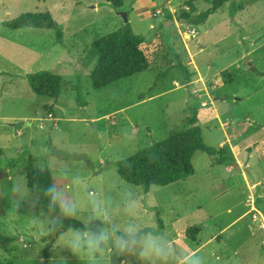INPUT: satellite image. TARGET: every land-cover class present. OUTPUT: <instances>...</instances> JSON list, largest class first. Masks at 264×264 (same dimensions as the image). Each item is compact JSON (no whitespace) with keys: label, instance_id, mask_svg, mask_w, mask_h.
I'll use <instances>...</instances> for the list:
<instances>
[{"label":"rangeland","instance_id":"1","mask_svg":"<svg viewBox=\"0 0 264 264\" xmlns=\"http://www.w3.org/2000/svg\"><path fill=\"white\" fill-rule=\"evenodd\" d=\"M190 4L196 13L209 8L206 0H122L118 9L107 0H0V172L43 165L58 187L96 191L113 201L129 187L146 225L171 230L178 252L200 249L206 264H261L264 231L247 210L255 195L264 212V0H238L235 18L228 1L197 25L177 20ZM38 11L51 13L62 42L56 29L2 26ZM119 12L146 39L150 67L95 89L90 45L125 25ZM178 61L194 72L191 84L184 83ZM39 70L62 76L57 98L31 90L26 74ZM190 107L201 109L204 142L224 148L226 156L232 146L240 169L196 151L194 173L185 179L146 191L120 178L114 162L152 145V138L162 141L186 128ZM18 121L25 123L15 130L10 124ZM58 134L77 144L78 154L42 153ZM10 208L11 201L0 197V234L12 238L0 237V260L22 264L27 253L12 254L8 230L28 229V215L44 209L31 200L21 201L15 214ZM50 254L45 245L39 257L47 262Z\"/></svg>","mask_w":264,"mask_h":264},{"label":"clouds","instance_id":"2","mask_svg":"<svg viewBox=\"0 0 264 264\" xmlns=\"http://www.w3.org/2000/svg\"><path fill=\"white\" fill-rule=\"evenodd\" d=\"M41 151L78 154L79 146L58 134ZM44 167L41 165L42 171ZM20 168L17 164L9 170L6 179H0V197L11 201L13 214L25 200H31L33 206L38 203L44 209L28 215V229L8 230L14 237L12 254L17 255L19 250L27 253L21 258L22 264H206L200 249L178 252L171 230L146 225L133 189L123 188L119 199L113 201L96 191L81 193L55 184L30 188ZM53 211H58L60 217L52 215ZM64 219L80 221L84 226L65 227ZM97 220L100 223L92 230L89 225ZM45 245L51 247L47 262L39 257Z\"/></svg>","mask_w":264,"mask_h":264},{"label":"trees","instance_id":"3","mask_svg":"<svg viewBox=\"0 0 264 264\" xmlns=\"http://www.w3.org/2000/svg\"><path fill=\"white\" fill-rule=\"evenodd\" d=\"M230 1V15L233 18L239 11L238 0H206L209 8L195 12L192 4L189 9H181L177 14V20L191 25L206 22L210 15L218 11L226 2ZM115 9L120 8L122 0H107ZM168 18L173 14L165 8ZM3 27L20 29L25 27L56 29V41L62 42V31L58 23L48 11L23 12L15 18L2 22ZM90 54L96 58V63L90 72L92 86L100 89L117 82L123 78L145 71L150 67V53L146 39L135 34L131 25L126 22L123 27L107 35L92 41ZM177 68L184 76V83L191 84L193 71L187 65L178 61ZM26 79L31 90L38 95L57 98L62 89L63 78L50 70H39L26 74ZM229 76L224 73L223 80L228 81ZM81 102V101H80ZM84 105V103L81 102ZM190 115L187 119V127L174 130L162 141H155L133 155L114 162L117 173L123 180L130 184L143 186L146 191L152 185L165 186L192 175L194 167L192 157L196 151H203L214 157L217 164H233V155L226 156L224 148L212 147L204 142L199 123L198 108L190 107ZM32 188L54 184L51 170L44 167L27 165L24 170ZM34 190V189H33ZM157 212V216L160 217ZM161 222V219L159 218ZM65 227H83V223L77 220L64 219ZM198 229L190 231L194 234ZM12 240L11 237H0ZM0 264H14V260H0Z\"/></svg>","mask_w":264,"mask_h":264},{"label":"built area","instance_id":"4","mask_svg":"<svg viewBox=\"0 0 264 264\" xmlns=\"http://www.w3.org/2000/svg\"><path fill=\"white\" fill-rule=\"evenodd\" d=\"M205 104L206 103H203V105H205ZM49 116H50V114H49ZM255 199H256V196L253 195L251 197L250 202L248 203V206H249L248 212L251 214L252 218L255 221L260 222V224H259L260 227L264 229V212L259 208V205H258V203H256ZM262 243L264 246V239H263Z\"/></svg>","mask_w":264,"mask_h":264},{"label":"water","instance_id":"5","mask_svg":"<svg viewBox=\"0 0 264 264\" xmlns=\"http://www.w3.org/2000/svg\"><path fill=\"white\" fill-rule=\"evenodd\" d=\"M119 14L121 16H123L125 22H128V19H127V15L126 13L124 12H119ZM25 122L24 121H18V122H15V123H12L10 125H12L14 127L15 130H17V128L20 126V125H23ZM26 124H29V123H26ZM255 125H257L256 123H254ZM152 138V136H151ZM152 142L155 143V140L152 138ZM233 168L235 169H240V165L237 163V162H233L232 164ZM8 174L7 172H0V178H3V177H7Z\"/></svg>","mask_w":264,"mask_h":264},{"label":"crops","instance_id":"6","mask_svg":"<svg viewBox=\"0 0 264 264\" xmlns=\"http://www.w3.org/2000/svg\"><path fill=\"white\" fill-rule=\"evenodd\" d=\"M236 14H237V13H236ZM235 16H236V15H235ZM235 16H234V18H235ZM207 20H208V19H207ZM200 110H201V109L199 108V109H198V112H199V114H198V115H199V123L201 122V119H202V118H201V111H200ZM21 118L24 119V120H26L27 117H24V118H23V117H17V119H14V120H20ZM230 147H231V148H230V151H231V153H232L231 155H233V157H235V156L237 155L238 152H237L232 146H230ZM240 164H241V166H242V163H241V162H240ZM245 164H247V163H244V165H245ZM241 166H240V167H241ZM244 177L246 178L245 175H244ZM246 181H247V183L249 182L247 178H246ZM249 186H250V185H249ZM247 212H248V210H247ZM253 220H254V219H253ZM256 222H258V221H256ZM258 225H259V223H258ZM258 227H260V225H259ZM260 228H261V227H260ZM262 229H263V228H262ZM263 231H264V229H263ZM262 260H263V263H261V264H264V257L262 258Z\"/></svg>","mask_w":264,"mask_h":264}]
</instances>
